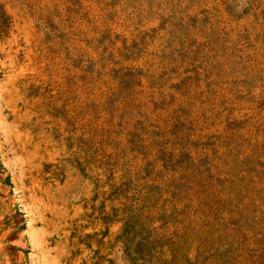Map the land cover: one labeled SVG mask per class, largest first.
Instances as JSON below:
<instances>
[{
	"label": "rangeland",
	"instance_id": "1",
	"mask_svg": "<svg viewBox=\"0 0 264 264\" xmlns=\"http://www.w3.org/2000/svg\"><path fill=\"white\" fill-rule=\"evenodd\" d=\"M0 264H264V0H0Z\"/></svg>",
	"mask_w": 264,
	"mask_h": 264
}]
</instances>
